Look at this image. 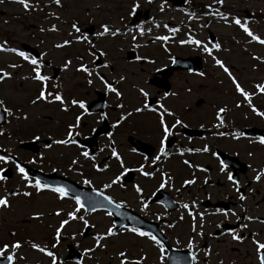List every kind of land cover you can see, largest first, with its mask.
Wrapping results in <instances>:
<instances>
[{
  "label": "flooded vegetation",
  "instance_id": "obj_1",
  "mask_svg": "<svg viewBox=\"0 0 264 264\" xmlns=\"http://www.w3.org/2000/svg\"><path fill=\"white\" fill-rule=\"evenodd\" d=\"M207 35L208 40L215 43L217 34L212 35L207 31ZM89 42H94V38ZM134 44L129 45L130 48L125 52L128 56L125 65L115 64L125 59H121L119 55L110 57L105 51L103 56L99 55L101 60L98 65L94 63L89 67L85 65L89 70L95 69L91 77L75 70L84 75L79 81L76 96H70L67 100L72 123L66 124V127L76 125L72 136L76 143L69 144L73 152H76L75 156H71L68 162L63 160L65 163L58 162L55 156H46L47 149L54 144L53 139L48 138V141L44 142V139L39 140L40 135H36L30 140L36 141L37 150L20 148L21 143H19L17 147L24 155L19 156L13 151L8 153L12 160L6 163V166L11 176L5 181L16 176L17 161L14 159L16 157L20 165L25 168L30 183H34L36 179L30 174L29 168L52 173L57 178L51 183L58 186H63L61 178L65 183L70 182L69 195L62 200L70 202L76 208L75 196L81 197L83 207L77 212V216L83 217L84 220L93 213L87 210L89 203L101 200L91 196L86 197L87 189L91 190L90 192L99 191L113 202L120 203L122 209L119 218L124 223L119 229L123 237L121 251L127 254L129 258L126 259L129 261L144 257L142 264H187L190 255V264H194L192 258L194 253L195 264H209L204 261L208 256H212L213 251L217 255V264H228L220 258L222 251L228 259L231 257V264H236V253L246 257L252 256L250 264H258L253 240L264 243V223L260 222L264 220V177L259 181L253 178L259 169L264 168V145L259 143V139L264 137V117L253 113L252 107L264 113V92H259L256 87L264 84V72L262 71L263 76L249 78L234 76L241 87L250 94V102L245 101L233 86V91L227 94L228 97L230 96L229 103L221 106L212 104L213 113L210 114L211 110L204 111L202 108L203 98L194 101V108H191L186 94L187 76L200 74L204 67L203 50L197 55L200 57L198 62H195L189 60V57L194 55L190 56L180 45H176L179 49L175 53L174 47L170 48L167 43L133 46ZM184 45L188 47V43ZM143 46L155 48L153 50L155 56H151L152 51L149 50L143 53L140 51L141 54H138L137 50ZM116 47L120 46L116 45ZM120 49L124 50L121 47ZM100 50L99 53L104 51V49ZM137 56L142 59L137 60ZM253 57L251 55V58ZM257 57L259 59L254 60L260 67H264V52ZM104 64L110 67L105 68ZM190 66L200 67L193 73L189 70ZM97 72L121 93L120 97L107 91L104 83L96 75ZM120 76H123L124 80L121 81ZM142 77H144L143 84H141ZM88 79L92 80L91 84L87 82ZM96 84L101 87L95 88ZM82 88H86L83 93H81ZM140 89L147 93V97L141 95ZM62 96L64 99V94ZM72 100L83 101L85 108L80 109L78 105H73ZM54 103L61 108L59 102L54 101ZM145 104L149 107L145 108ZM117 105L121 106L117 107ZM136 108H141V111L137 113ZM220 108L226 109L220 114L223 120L222 126L216 118L217 110ZM167 112H172L173 115L169 116ZM194 112H196L195 118L192 116ZM197 112L201 113L197 116ZM204 112H209L212 118L209 119ZM190 114H192L191 118ZM122 115L125 117L124 120H120ZM77 116L81 117L79 122L76 120ZM161 117L170 130V135L167 137L163 135L160 126ZM177 120L181 123L176 124ZM108 133H112L111 137ZM161 139L165 141L166 155L160 154ZM205 146L208 151H196ZM113 149L120 156L119 161L112 156ZM85 151L89 153V158L81 155ZM158 155L160 158L153 164V159ZM73 160H77L78 163L73 165L71 163ZM184 161H188V164ZM221 163L225 165L223 172L220 171ZM141 165L143 172L152 173L151 177H146L141 171H137ZM171 165H175L177 173L170 168ZM89 170H92L94 175L90 174ZM229 173L239 182V188L245 196L244 201L239 200L236 186L227 179ZM117 176H120V180L113 184L112 181ZM84 180L90 181V184H84ZM185 180L194 182L186 185ZM162 182L165 183L164 188L159 186ZM106 184L110 187L104 188ZM134 185L141 189L140 193L136 192ZM14 188L18 190L16 193L30 192L28 189L32 188L36 194L46 192L51 193L56 199L58 197L47 189L37 192L33 187H26V182L23 180L21 188L18 186ZM258 192L260 198H263L262 203L256 202V198H253ZM183 204H188L189 208H183ZM97 212L99 211H94ZM100 212L110 213L108 209ZM189 212L192 215H189ZM244 217L254 219L246 220ZM109 218L113 224L112 216L109 215ZM76 220L83 225L81 230L74 231L80 234L78 242H81L86 238L85 230L91 227L88 223L85 226L83 220ZM243 225L247 227H242ZM193 226L195 232L192 230ZM133 227L150 232L160 239L164 245L163 253L160 252L159 246L149 239L126 231L127 228ZM230 232L243 239L240 242L232 240ZM68 235L71 236L64 234L56 238L57 234L52 233V242L57 241L52 244L51 251L55 257V264H93V260L96 264H100L97 255L79 249L77 242H65L64 248H61V240L67 239ZM183 237L186 238L185 241ZM189 239L193 241L191 253L187 246ZM73 248L79 250L77 260H71L75 255ZM46 250L50 251L49 247ZM175 250H187V257L185 253L181 254L187 261L184 259L173 261L169 258L171 257L169 252H176ZM205 250L210 252L207 257L204 256ZM10 253L12 252L6 251L0 259ZM14 255V264H28L24 259H17L15 252ZM86 256H91V261L85 260ZM118 258L120 259L119 256ZM33 264H53V260L43 254L40 262Z\"/></svg>",
  "mask_w": 264,
  "mask_h": 264
},
{
  "label": "rangeland",
  "instance_id": "obj_2",
  "mask_svg": "<svg viewBox=\"0 0 264 264\" xmlns=\"http://www.w3.org/2000/svg\"><path fill=\"white\" fill-rule=\"evenodd\" d=\"M29 3L34 10L25 11L15 0H0L2 13L0 15V44L22 51L24 50L23 46H28L30 51L37 52L40 61L46 60L48 63V67L42 64L43 75H52V67H58L61 70L59 78L57 81H49L46 91L52 94L59 91V94H64L65 103L61 105V108L55 105L54 100L51 103L39 101L33 105L31 101L39 94L41 86L40 82L22 79V77H26L24 71L30 68V65L22 61L15 53L0 51V69L12 73L10 79L0 82V101H3L4 105L12 112L11 116L7 114L6 122L0 126V133H2L0 134V150L6 149L4 156L8 155L10 151L16 152L19 156L24 155L23 151L17 147L18 144L25 140L29 141L36 135H40L39 140L49 138L53 141L67 137L66 124L72 123L67 100L70 96H76L79 81L84 76L75 70L81 63L88 67L93 65L91 59L94 58L93 49H89L87 40L77 42L76 36H83L84 33H75L71 27L73 23H76L79 28L92 26L95 41H97L93 46L96 49H104L102 52L107 51L110 57L119 55L121 59H125L115 62L117 65H125L124 62H127L128 56L125 52L130 48L129 45L134 43L133 46L159 44L162 41L156 37L170 36L171 34L173 37L167 40V43L170 42L167 46L174 47L175 53L179 49L176 45H180L183 46V51H187L190 56L198 55L202 51V47L189 43L188 47H185L180 41H186L191 36L200 40L204 46L210 47L212 42L208 40L207 35V31L210 30L218 36L215 43L221 45V50H213L212 55L230 67L233 76L237 75L242 78L263 76L264 67H260L259 63L251 58V55L252 57L263 55L264 45L250 41V38L237 25L231 22L225 24L219 18L206 13L220 11L229 16V21L233 17L241 19L242 22L246 21L255 35L264 38V0H223L222 5L213 3V0H190L184 8L173 7L171 3H163L160 0H153L151 3H148L147 0H61L60 7H57L52 0H29ZM133 3L139 5L138 9L142 14L146 8L149 9L147 19L137 21L138 26L131 29V32L127 30L115 37L108 34L103 37L96 35L101 31V24L108 25L112 30L126 28L127 22L132 16L129 15V12ZM161 6H163V11H161ZM245 12L250 14V17L247 16L249 18L246 17ZM190 14L194 15L191 20L188 18ZM186 23L191 26L190 29L185 26ZM52 25L56 26L57 31H48ZM41 28L45 31H40ZM170 28L179 30L171 33ZM187 31L191 32L189 36H187ZM133 36L136 37L135 40H133ZM64 40H69L71 43L59 49L54 47L55 44L62 43ZM116 45L124 50H121L120 47L115 48ZM147 50L152 51L151 56H155L153 52L155 48L151 49L148 46H143L137 51L138 54H141ZM203 53L204 67L200 72L203 75L190 74L187 76L188 92L186 94L191 108H194V101L203 98L202 108L204 111L211 110L210 114H212V104L221 106L224 103H229L230 96L228 97L227 94L233 91V85L223 70L215 65L212 57L204 51ZM65 60L71 61L67 69H64ZM10 64H17L20 67H8ZM143 83L144 77L141 78V84ZM96 85L95 88L101 87L99 84ZM85 89L82 88L81 93ZM48 100H52V96H49ZM65 107L67 111L62 110ZM200 113L197 112V116ZM204 113L209 119L212 118L209 116V112ZM25 115L27 119L22 118ZM191 115H189L190 118ZM192 116L195 118L196 112ZM75 154L76 152H73L69 144L54 143L46 151V156H55L61 163L68 162ZM3 166L4 162H0V168ZM170 168L174 169L175 173L178 172L175 165H171ZM89 172L94 175L92 170ZM15 186L22 187V179L18 173L14 178L0 182V197H6L10 204L8 208L0 207V247L7 244L9 245L7 251L13 252L11 244L19 242L21 247L15 250L16 258L33 264L40 262L43 253L33 249L31 245L36 244L44 249L49 247L51 252L52 244L57 242H52V233L57 234L56 230L60 227V222L68 220L69 212H73L76 216L77 212L75 206L70 202L63 201L58 197L56 199L51 193L36 194L32 188L28 189L29 197L23 196L22 192L17 195H8L7 189ZM253 198H256V202L262 203L261 199L264 196L260 198L258 192ZM57 212L60 215H56ZM85 220L91 227L86 230V238L78 242L80 234L74 231L81 230L83 225L79 220H69L66 225L70 226L65 225L59 236L64 234H71V236L68 235L67 239L63 238L60 247L64 248V243L68 241L77 242L79 249L82 248L87 253L97 255L100 264H107L108 261L109 264H120L117 253L123 247L121 241L123 237L119 230L118 232L114 231L116 233L114 236L105 235L107 229L112 228L109 215L100 211L93 212ZM97 236L105 237L100 241L101 246H97ZM183 240L185 241L186 238L183 237ZM211 245L213 246L212 243ZM235 255L236 264H250L252 261V256L246 257V255L238 253ZM200 256L203 260V256L201 254ZM208 258L204 261L205 263L217 264V255L213 251L212 256ZM220 258L225 263L231 264V257L228 259V256L222 251ZM85 260L91 261V256H86ZM93 264H96L94 260Z\"/></svg>",
  "mask_w": 264,
  "mask_h": 264
},
{
  "label": "snow or ice",
  "instance_id": "obj_3",
  "mask_svg": "<svg viewBox=\"0 0 264 264\" xmlns=\"http://www.w3.org/2000/svg\"><path fill=\"white\" fill-rule=\"evenodd\" d=\"M16 3L20 4L24 9L25 11H29V10H34L32 9L31 7V4L29 3V0H15ZM53 3H55L57 5V7H60L61 6V0H52ZM148 3H151V0H147ZM185 2L187 3V0H185ZM213 3L217 4V5H222L223 4V0H213ZM139 5L137 3H133L131 5V11L129 12V15H133L137 9H138ZM208 7H211V6H208ZM161 11H163V6H161ZM208 15H213L217 18H219L220 20L224 21L225 24H228L229 22H231L232 24H235L237 25L239 28L242 29V31L246 34L247 37L250 38V41L252 42H256L260 45H264V38H260L258 37L257 35H255L251 30L250 28L248 27L247 25V22H242L241 19L239 18H231V20L229 21V16L227 14H224L220 11H212V12H208L206 13ZM190 20L194 18V15L190 14L189 17H188ZM73 31L77 34L80 33V28L77 26L76 23H73L71 25ZM165 27H167V25H165ZM100 28H101V31H99L98 33H96L97 36H105L106 34L108 35H111L113 37L117 36L119 34V29L117 30H112L108 25L106 24H101L100 25ZM40 31H45V29L41 28ZM48 31H57V28L55 25H52ZM129 31H131V29H129ZM170 32H173L175 33L176 31H178V29L176 28H170L169 29ZM88 38L86 36H82V35H77L76 36V40L77 42H80V41H86ZM136 37L133 36V40H135ZM156 39L158 40H161V41H167L169 39L168 36H158L156 37ZM71 43V41L69 40H64L62 43H57L54 45L55 48L59 49V48H63L67 45H69ZM181 44H185V43H189V44H192V45H196L198 47H202V50L208 54L209 56L212 57V60L214 61L215 65L218 66L220 69L223 70V72L228 76L229 80L231 81L232 85L234 86L235 88V91L240 94L243 99L245 101H249L250 102V94L248 92H246L240 85V83L237 81V79L232 75L229 67H227L225 65V63L217 58L216 56L212 55V52L213 50H216V51H220L221 50V45L219 43H212L210 47L208 46H204L202 44V42L200 40H197V39H194L192 38L191 36L189 37L188 40L184 41H180ZM89 47H94L91 42H89ZM0 51H3V52H12V53H15L18 57H20L22 60L26 61L28 64L32 65V69H31V72H32V75L30 76H26V77H22V79H31L33 81H37V82H40L41 84V88H40V91H39V94L35 97L34 100L31 101V103L33 105H35L37 102L39 101H47L49 103H51L53 100L54 101H57L59 102L61 105H63L65 102L62 98V95L59 94V93H55V94H52V93H48L46 91V82L50 79L47 75H43L42 72H41V68H42V61L38 60L37 58H34V57H30L28 54H26L24 51L22 50H18L16 48H10V47H6L4 46V44H0ZM226 51V49H225ZM41 55H44V54H41ZM99 55L103 56L104 53L103 52H100ZM79 59H82V58H79ZM137 60H140L142 59L141 57L137 56L136 57ZM253 59H259L258 57H253ZM149 63H152V61H148ZM71 64V61L70 60H65L64 61V69H67L68 66ZM8 67H11V68H17V67H20V65H17V64H10L8 65ZM103 67L105 68H109L110 65L108 64H104ZM93 70H89L88 67H86L83 63L80 64V66L77 68V71L79 72H83V73H86L88 77H91L93 75ZM96 75L100 78V80L104 83V86L105 88L107 89V91L109 92H113L115 93V95L117 97H120L121 93L119 91L116 90V88H114L111 84H109L107 82V80H105V78L103 76H101L98 72L96 73ZM200 75H203V73H200ZM12 76V73H9V72H6L4 71L3 69H0V82L6 80V79H10ZM120 80H124V77L123 76H120ZM89 84L92 83V80L91 79H88L87 81ZM257 87V90L259 92H264V84H259L256 86ZM141 95L144 96V97H147V93L143 90V89H140L139 90ZM49 96H52V100H48V97ZM71 103L73 105H78V107L80 109H84L85 108V104L83 101H76V100H72ZM121 105H117V107H120ZM251 106V105H250ZM145 108H148V104H145L144 105ZM162 107V106H161ZM237 107H239V105H237ZM0 110H2L4 113L8 114L9 116L12 115V112L4 105L3 101H0ZM63 111H67V108H63L62 109ZM135 111L137 113H139L141 111V108H136ZM163 111H167L166 109H163ZM226 109L225 108H220L217 110V120L220 121V126L223 125V120H222V117H221V113L225 112ZM252 111L253 113H255L256 115L258 116H261V117H264V113L262 112H259L255 107H252ZM167 114L169 116L173 115L172 112H167ZM129 115H131V113H129ZM18 119L21 118V117H17ZM23 119H27V116L25 115L24 117H22ZM102 119L104 118L103 116L101 117ZM81 119L80 116H77L76 117V120L79 122ZM125 117L122 115L120 117V120H124ZM181 122L179 120L176 121V124H180ZM160 126L162 128V131H163V135L165 137H167L168 135H170V130L169 128L165 125V121L163 119V117H161L160 119ZM76 127V125H69L68 126V134H67V137L65 139H61V140H55L53 141V143L55 144H60V145H65V144H75L76 141L72 139V136L74 135L73 133V128ZM113 127H115V125H113ZM173 127H175V125H173ZM2 134V133H0ZM112 133H108V136L111 137ZM220 135H223V133H220ZM242 135V133L240 134ZM235 138V137H234ZM259 143L261 145H264V137H261L259 139ZM165 141L163 139H161L160 141V154L161 155H166L165 153ZM196 151H208V148L207 146H205L203 149H197ZM213 155H216L215 153H212ZM81 155L85 158H89V153L87 151L85 152H82ZM112 156L115 157L118 161L121 159L120 156L117 154V152L115 151V149L112 150ZM160 158V156L158 155L156 158L153 159V164L156 163V161ZM10 160H12V157L11 156H4V155H0V162H4V163H8ZM71 163L73 165L77 164L78 161L77 160H73L71 161ZM185 164H188V161H184ZM93 167H95V165H93ZM105 167H107V165H105ZM15 168H16V171L18 174H20V178L26 182V187H33L37 192H40L41 190H44V189H47V190H50L51 192L57 194L58 198L60 199H63L65 197H67L69 195V189H67L66 187L64 186H50L48 184H45L43 183L41 180L39 179H36L34 183H30L29 182V176L25 170L24 167H22L19 163H16L15 164ZM143 169V165H141V168L140 169H137V171H141V174L146 176V177H151L152 173L151 172H143L142 171ZM225 169V165L223 163H221V167H220V171L223 172ZM98 171H100L101 169H97ZM203 170V169H201ZM4 169L3 168H0V172H3ZM53 171H55V169H53ZM126 171V169H125ZM163 175V174H162ZM262 177H264V168H261L259 169L257 172H256V175L254 176V180L255 181H259ZM169 179H171L169 177ZM227 179L234 185L236 186L237 188V191H238V198L240 201H244L245 200V196L242 194V190H240L239 188V182L234 179L233 175L231 173L228 174L227 176ZM3 180H6V176H3V175H0V181H3ZM120 180V176H117L115 178V180L112 181L113 184L117 183L118 181ZM194 181L192 180H185L184 181V184H192ZM84 184H90V181L88 180H84L83 181ZM205 183H207V180L205 181ZM160 188H164L165 187V183L162 182L160 185ZM110 187V185L106 184L104 185V188H108ZM134 188L136 190L137 193H140L141 192V189L138 187V186H135L134 185ZM18 193L16 192H13L11 193V195H17ZM23 196L25 197H28L30 195V193L28 191H24L22 193ZM96 195L97 196H100L102 195L101 192H96ZM103 200L106 201L109 205H112L113 204V201L106 195L103 196ZM75 204H76V209L75 211L76 212H79L80 209L83 207L82 203H81V197L79 196H75ZM0 206H3L4 208H8L10 207V204H9V201L7 200L6 197H0ZM115 208L119 209L121 207V204L120 203H116L115 205ZM95 204H92V210L94 211L95 210ZM183 208L185 209H188L189 208V205L188 204H183L182 205ZM193 207H195V205L193 204ZM109 215H111V213H108ZM227 214V213H225ZM56 215H60L59 212L56 213ZM189 215H192L191 212H189ZM233 215H235V213H233ZM159 218V217H158ZM75 219H80V220H83L84 221V224L85 226H87V221L84 220L83 217H78L76 216L73 212H69L68 213V220H63L60 222V227L57 228L56 230V233H57V236H59L60 232H61V229L69 222V220H75ZM182 219V218H181ZM201 219H202V216H201ZM237 219H240V217H237ZM244 219L246 220H252L254 219L253 217H244ZM261 223H264V220H261L260 221ZM202 226V225H201ZM169 227H172V225H169ZM219 227V225H218ZM242 227H247V225H243ZM193 232H195V226H193ZM126 231L128 232H131L133 234H135L136 236L138 237H142V238H147L149 239L150 241L154 242L157 246H159V250L161 253H163L164 251V245L162 243V241L160 239H158L156 236L152 235L150 232H146V231H142L140 228H127ZM232 237V240L234 241H237V242H240L243 237L235 234L234 232H230L229 233ZM106 236H114L116 235V233L113 231V229L110 227L107 229V232L105 234ZM198 235H202V233H198ZM253 236H255V233L253 234ZM105 237L104 236H97L96 237V242H97V246H101L100 245V241L102 239H104ZM253 243L256 245V253H257V259H258V264H264V243H260L258 241H256L255 239L253 240ZM188 248H189V251L191 253V250L193 248V241L191 239H189L188 241ZM11 249L13 250L12 253L8 254L6 256V260H7V264H14V261H15V255H14V252L15 250L19 249L21 247V244L19 242H15V243H12L11 244ZM31 247L37 251H40L42 252L44 255L48 256V257H51L52 260H53V264H55V257L53 256V253L50 252V251H47L46 249L44 248H40L38 245L36 244H32ZM9 248V245L5 244L3 245V247H0V256H2ZM86 251H90V250H86ZM210 254V252L208 250H205L204 252V256L207 257L208 255ZM117 255L120 257V264H142V261L144 259V257H141L140 259H136V260H127L126 259V256L127 254L123 251L121 252H118ZM192 258H193V262L195 264V254L193 253L192 254Z\"/></svg>",
  "mask_w": 264,
  "mask_h": 264
},
{
  "label": "water",
  "instance_id": "obj_4",
  "mask_svg": "<svg viewBox=\"0 0 264 264\" xmlns=\"http://www.w3.org/2000/svg\"><path fill=\"white\" fill-rule=\"evenodd\" d=\"M174 3H176V4H180V3H182V1L183 0H172Z\"/></svg>",
  "mask_w": 264,
  "mask_h": 264
}]
</instances>
